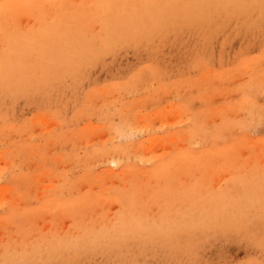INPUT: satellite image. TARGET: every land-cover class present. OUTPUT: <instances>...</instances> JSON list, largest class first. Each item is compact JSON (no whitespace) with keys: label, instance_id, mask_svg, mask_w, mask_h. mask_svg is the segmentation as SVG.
I'll return each instance as SVG.
<instances>
[{"label":"rangeland","instance_id":"374dc122","mask_svg":"<svg viewBox=\"0 0 264 264\" xmlns=\"http://www.w3.org/2000/svg\"><path fill=\"white\" fill-rule=\"evenodd\" d=\"M135 1L0 0V190L19 189L16 207L0 205V264H264V1L218 8L207 21H169ZM90 35L91 48H79ZM181 132L192 154L217 150L215 162L154 179L159 156L175 148L166 139ZM241 138L242 149H225ZM115 145L145 178H100L97 153ZM86 192L100 201L40 208ZM219 192L228 200L212 204ZM119 212L146 214V227L114 233L105 224ZM158 216L170 223L152 227Z\"/></svg>","mask_w":264,"mask_h":264},{"label":"bare ground","instance_id":"6f19581e","mask_svg":"<svg viewBox=\"0 0 264 264\" xmlns=\"http://www.w3.org/2000/svg\"><path fill=\"white\" fill-rule=\"evenodd\" d=\"M264 0H136L135 1V3H137V4H139V6H144V7H147V8H154L155 6L156 7H158V9H159V11H160V13L159 14H161V17H166V19H168L169 21H172V19H176L177 17H180V16H182V15H184V16H186V18H184V19H191L190 17H188V15H193L194 17H193V19H196V20H198V21H207L210 17H211V15L218 9V8H221L222 10H225V9H234V8H241V9H245V8H249V7H252L253 5L252 4H254L255 2H259V3H261V2H263ZM136 4V5H137ZM99 5V4H98ZM135 5V4H134ZM130 6V5H129ZM128 6V7H129ZM125 7V6H124ZM132 7H134V6H132ZM131 7V8H132ZM144 7L142 8V9H144ZM126 8V7H125ZM138 9H141V8H139V7H137ZM134 9V8H133ZM136 9V8H135ZM127 10H128V8H127ZM155 10V9H154ZM220 10V9H219ZM139 11H141V10H139ZM143 11V10H142ZM141 11V12H142ZM230 11V10H229ZM149 12V11H148ZM153 12H155V11H153ZM156 12H157V10H156ZM127 13V12H126ZM137 13H139V12H137ZM128 14V13H127ZM146 14H147V12H146ZM226 15V14H225ZM99 16V15H98ZM157 16V15H156ZM53 18V17H52ZM116 18V17H115ZM159 18V17H158ZM141 19V18H140ZM174 19V20H175ZM50 20H52V19H50ZM102 20V19H101ZM54 21V20H53ZM104 21V20H103ZM148 22V21H147ZM165 23V22H164ZM173 23V22H172ZM187 23H188V21H187ZM55 24V23H54ZM121 24V23H120ZM96 25V24H95ZM103 25H104V23H103ZM134 25H135V22H134ZM169 25V24H168ZM116 25H114V27H115ZM101 27V26H100ZM51 29V28H50ZM49 29V30H50ZM55 29V28H54ZM113 29V28H112ZM117 29V28H116ZM137 29V28H136ZM82 30V29H81ZM95 30V29H94ZM53 31V30H52ZM83 31V30H82ZM88 31V30H87ZM101 31H102V29H101ZM114 31V30H113ZM53 32H55V31H53ZM116 32V31H115ZM143 32V31H142ZM147 32V31H146ZM50 36V35H49ZM89 36V35H88ZM91 37L92 36H94V35H90ZM104 36H105V40H107V37H106V34H104ZM109 36V35H108ZM45 37V36H44ZM51 37V36H50ZM59 37H60V35H59ZM75 37V36H74ZM87 37V36H86ZM120 37V36H119ZM89 38V40L87 41L86 39H88ZM88 38H85V37H82V39L80 40L81 42H80V46H79V48L80 47H85V46H89V48H91V46H92V43H93V40H94V38L92 37L91 39H90V37H88ZM109 38V37H108ZM44 39H46V38H44ZM101 39H103L102 37L100 38V40ZM97 40V39H96ZM45 41V40H44ZM61 41V40H60ZM76 41H78L77 40V38H76ZM95 41V40H94ZM109 41V40H108ZM43 42V41H42ZM62 42V41H61ZM104 42H106V41H103L102 43H104ZM41 44H43V43H41ZM39 45V44H38ZM48 45V44H47ZM76 45V44H75ZM32 46H34V45H32ZM51 46V45H50ZM67 46V45H66ZM72 46V45H71ZM87 47H85V49H87ZM41 48V47H40ZM58 48V47H57ZM68 48H70V46L68 47ZM72 48V47H71ZM73 48H74V45H73ZM50 49H52V48H50ZM32 50H33V48H32ZM31 50V51H32ZM46 50V52H47V49H45ZM82 50V49H81ZM39 51H41V50H39ZM56 51V50H55ZM74 53H76V51L75 50H72ZM98 51V50H97ZM36 52V51H35ZM34 53V52H33ZM51 53V52H50ZM84 53H85V51H84ZM54 54V53H53ZM66 54V53H65ZM92 54V53H91ZM11 55V54H10ZM33 55V54H32ZM16 56H17V54H16ZM24 56V55H23ZM23 56H22V58H23ZM36 56V55H35ZM42 56V55H41ZM18 58H19V56H17ZM11 58H12V56H11ZM16 58V57H15ZM41 58V57H40ZM40 58L38 59V60H40ZM42 59V58H41ZM13 60H14V58H13ZM15 60H17V59H15ZM19 61H20V59H19ZM8 62V61H7ZM9 62H11V61H9ZM77 62V61H76ZM54 63V62H53ZM7 64H10V63H7ZM14 64V63H13ZM73 64V63H72ZM11 65V64H10ZM9 65V66H10ZM15 65V64H14ZM16 65H17V63H16ZM76 66V65H75ZM19 67V65H17V68ZM15 68H16V66H15ZM15 68H12V69H15ZM16 68V69H17ZM20 68V67H19ZM18 68V69H19ZM6 69H7V67H6ZM9 69V68H8ZM17 69V70H18ZM23 68H21V69H19V70H22ZM27 69H28V67H27ZM26 69V70H27ZM1 70V69H0ZM3 71V70H2ZM6 71V70H5ZM12 71V70H11ZM23 71V70H22ZM28 71H29V69H28ZM14 72V71H13ZM17 72V71H16ZM19 72H21V71H18V73H17V75L18 74H20ZM38 72V71H37ZM25 73V72H24ZM31 73V72H30ZM26 74V73H25ZM155 74H157V73H155ZM28 75V74H27ZM80 75V74H79ZM21 77H23V76H21ZM27 77V76H26ZM27 79V78H26ZM25 79V80H26ZM8 85V84H7ZM201 85V84H200ZM32 86V85H31ZM89 114V113H88ZM225 117V116H224ZM226 118V117H225ZM170 121V120H169ZM221 122V121H220ZM119 123V122H118ZM118 125V124H117ZM247 125V124H246ZM249 125V124H248ZM87 126V125H86ZM219 126H220V124H219ZM82 127V126H81ZM97 127V126H96ZM95 127V128H96ZM118 127V126H117ZM195 127V126H194ZM84 128H85V126H84ZM83 128V129H84ZM98 128V127H97ZM100 128V127H99ZM86 129V128H85ZM92 129H93V127H92ZM90 130H91V127H90V129H89V131L88 132H90ZM137 130V129H136ZM148 130V129H147ZM87 131V130H86ZM86 131H84L83 130V132H86ZM196 131V130H195ZM92 132V131H91ZM115 132V134H116V136L117 135H119V137L121 138V137H123L122 139H125V138H127L128 137V140H129V137H131L132 138V132L130 131V130H123V128H121V129H119V130H115L114 131ZM87 133V132H86ZM192 133H193V131H192ZM222 133V132H221ZM84 134V133H83ZM94 134V133H93ZM145 134V133H144ZM189 134V133H188ZM188 134L187 133H185V132H181L180 134H178L177 135V138H179L178 139V142H177V140L176 139H170V138H168V139H166L167 141V143L168 142H170V143H174L175 144V148H170V147H167L166 149H165V151L162 153V155L161 156H159V162H160V160L162 161L161 163H158L157 165V167H156V169H153V172L154 173H151V176L154 178V179H158V178H160V177H162L161 176V174L162 173H167L168 172V175L170 174V170H173V169H175V168H183V167H185V168H189V167H197L198 166V168H200L201 166H203V165H205V164H211V163H214V162H212V160L214 159V157L216 156V153H217V150H213V151H209V152H206L205 151V153L204 154H199V155H197V153H196V155H194V154H192L191 152L193 151H189L190 149H188L187 147H186V145H188V144H186V140L188 139ZM199 134V133H198ZM203 134H208V133H203ZM86 135V134H85ZM137 135V134H136ZM93 136V135H92ZM95 136V135H94ZM97 136V135H96ZM78 137V136H77ZM90 137V136H89ZM105 137V136H104ZM211 137V136H210ZM234 137V136H233ZM97 138V137H96ZM95 138V139H96ZM113 138V137H112ZM137 138V137H136ZM154 138V137H153ZM8 139V138H7ZM94 139V140H95ZM98 139V138H97ZM226 139V138H225ZM90 140V139H89ZM107 140V139H106ZM223 140V139H222ZM84 141V140H83ZM112 141H113V139H112ZM130 141V140H129ZM85 142V141H84ZM89 142V141H88ZM88 142H87V144H88ZM95 142V141H94ZM106 142V141H105ZM126 142H128V141H126ZM244 140H243V138H241L239 141H237V143H235V142H232L230 145L228 144V147L227 148H225V149H228V150H230V149H234V148H239V149H242L241 147H242V145H244ZM90 143V142H89ZM129 144V145H128ZM127 145L128 146H125V147H131L132 146V144H131V141L128 143ZM145 144V143H144ZM242 144V145H241ZM109 145V144H108ZM246 146H247V143L245 144ZM250 145V144H249ZM240 146V147H239ZM251 146V145H250ZM249 146V147H250ZM125 147H121V146H119V145H115V146H110V148L109 149H107V148H105L104 149V147L100 150V151H98V153H97V160L99 161V162H102L104 165H106L105 166V169L103 170V171H101V177L100 178H103V179H107V180H110V179H114V178H116V177H118L119 175H120V177H124V178H126V179H129V178H132V180L135 178V177H137V178H139V177H144V176H146L144 173H146V172H144L143 170H137V171H134V173L132 174V167H130V166H127L128 165V163H125V161L123 160L124 159V157H125V153H124V151H125ZM145 148V147H144ZM207 148H209V147H207ZM146 149H148V148H146ZM203 149V148H202ZM37 150H39V149H37ZM172 150L173 151H175L174 152V154L173 155H170V156H168V157H170V159L169 160H166L167 159V155H168V153L169 152H172ZM259 150V149H258ZM137 151V150H136ZM154 151V150H153ZM201 151H203V150H201ZM219 151H221V150H218V152ZM226 151V150H225ZM259 151H264V146H262L261 147V149L259 150ZM37 152V151H36ZM194 152V151H193ZM197 152V151H196ZM221 152H223V151H221ZM39 154V153H38ZM219 154V153H218ZM256 154V153H255ZM220 155V154H219ZM218 155V156H219ZM35 156V155H34ZM38 156V155H37ZM94 156V155H93ZM157 156V155H156ZM236 156V155H235ZM261 156V155H260ZM227 157V156H226ZM241 157H243V156H241ZM216 158H218V157H216ZM258 158V157H257ZM256 158V159H257ZM261 158V157H260ZM220 159V158H219ZM223 159V158H222ZM144 160V159H143ZM154 160V159H153ZM166 160V161H165ZM215 160V159H214ZM251 160H252V158H251ZM124 161V162H123ZM151 161V160H150ZM218 161V160H217ZM254 161V160H253ZM141 162V161H140ZM151 162H153V161H151ZM224 162V161H223ZM263 162V161H262ZM261 163V162H260ZM123 164V166H124V168L121 166ZM148 164V163H147ZM223 164V163H222ZM246 164V163H245ZM217 165V164H216ZM260 165V164H259ZM6 166V165H5ZM206 166V165H205ZM112 167H114V168H119V167H122V170L118 173V174H116L115 176H113L115 173H113V169H112ZM221 167V166H220ZM212 168V167H211ZM224 169V168H223ZM78 170V169H77ZM132 170V171H131ZM135 170V169H134ZM73 171V170H72ZM183 171V170H182ZM185 171V170H184ZM4 172V171H3ZM10 172H12V170L10 171ZM189 172V171H188ZM191 172V171H190ZM243 173V172H242ZM2 174V173H1ZM251 175V174H250ZM242 176V175H241ZM16 176H14V177H12V179H14ZM150 177V176H149ZM167 177H169V176H167ZM264 177V176H263ZM4 178V177H3ZM97 178V177H96ZM99 178V179H100ZM145 178V177H144ZM232 178V177H231ZM165 179V178H164ZM168 178H166V180H167ZM17 180L19 181V179H16V181L15 182H17ZM26 180V179H25ZM32 179H28L27 181L28 182H32L31 181ZM121 180V179H120ZM168 181V180H167ZM193 181V180H192ZM55 182V181H54ZM145 182V181H144ZM143 182V183H144ZM164 182H165V180H164ZM238 182V181H237ZM22 183H23V181H22ZM34 183V181L31 183V184H33ZM153 183V182H152ZM23 184H25V183H23ZM141 184V183H140ZM140 184L138 185V183H136L135 184V186L138 188V189H140ZM237 184V183H236ZM58 186V185H57ZM106 186V185H105ZM148 186V185H147ZM150 186V185H149ZM127 187V184H125L124 182L122 183V186H121V192L122 191H124V188H126ZM144 186L142 185V188H143ZM151 187V186H150ZM153 187V186H152ZM165 187H167V186H165ZM182 187V186H181ZM190 186H188V188H189ZM49 188V187H48ZM136 188V189H137ZM145 188V187H144ZM143 188V189H144ZM162 188V187H161ZM160 188V189H161ZM168 188V187H167ZM16 189V188H15ZM27 189V188H26ZM137 189V190H138ZM190 189V188H189ZM228 189V188H227ZM17 190H19V189H16V191ZM94 190V189H93ZM130 190V189H129ZM141 190V189H140ZM151 190V189H150ZM167 190V189H166ZM183 190V189H182ZM14 191V194H12V192ZM16 191L15 190H13V188H10V187H6V188H4V189H1L0 190V198H1V200H0V205H1V207L3 206H7V208H14V207H16L17 205H18V200H19V198L17 197L18 196V194L16 193ZM50 191V190H49ZM97 191H98V189H97ZM229 191V190H228ZM92 192V191H91ZM107 192V191H106ZM110 192V191H109ZM108 192V193H109ZM112 192H114V191H112ZM112 192H110V194L112 193ZM146 192V191H145ZM145 192H142V194L143 193H145ZM170 192V191H169ZM168 192V193H169ZM179 192V191H178ZM184 192V191H183ZM87 194H84L81 198H79V199H77V200H73V202L74 203H72L71 204V201L69 202V203H62V202H60L59 200H58V198H54V199H51V200H47V201H45L44 203H43V206H41L40 208H45L46 206H53V207H55V209L57 208L58 209V207L57 206H61V207H63V206H65V208H66V210L69 208V209H76L77 207H78V204H76V203H79V204H81L82 206H93L95 203H97L98 201H100V198H96V197H93V196H91L88 192H86ZM94 193V192H93ZM97 193V192H96ZM140 193H141V191H140ZM153 193H155V192H153ZM165 193L166 192H164V190H160V192L156 195V197H159V199L161 198V200H162V202H164L163 203V205H165V203H166V199L168 198L169 199V196H164L165 195ZM219 193H221V192H219ZM229 193V192H228ZM57 195L56 196H58V193H56ZM101 194V193H100ZM107 194V193H106ZM113 194V193H112ZM116 194V193H115ZM137 194H139V193H137ZM191 194V193H190ZM76 195V194H75ZM74 195V196H75ZM136 195V192H135V190L131 193V194H129L128 193V195H127V200H129L130 201V203H131V205H134L135 204V201H133L132 199L134 198H136L137 196H135ZM144 196V195H143ZM148 196H149V194H148ZM180 196H182V195H180ZM185 196V195H184ZM3 197V198H2ZM51 197V196H50ZM72 197V196H71ZM110 197H111V195H110ZM125 197V196H124ZM41 198V197H40ZM66 198V197H65ZM131 198V199H130ZM152 198H154L153 196H152ZM142 199V198H141ZM175 200V199H174ZM222 200H228L227 198H226V194H218V193H216V194H214V197H213V203L212 204H216V203H218V202H220V201H222ZM129 201H127V202H129ZM145 201V200H144ZM155 201H157V200H155ZM102 202V201H101ZM100 202V203H101ZM76 204V205H75ZM167 204V203H166ZM227 204H228V202H227ZM157 205H158V203H157ZM215 206V205H214ZM225 206H227V205H225ZM60 207V208H61ZM86 207H84V208H86ZM165 207V206H164ZM102 208V207H101ZM219 208H220V206H219ZM83 209V208H82ZM105 209V208H104ZM44 210V209H43ZM47 210V209H46ZM61 210V209H60ZM65 210V209H64ZM65 210V211H66ZM109 210V209H108ZM113 210V209H112ZM162 210H163V208H162ZM181 209H179V211H180ZM218 210V209H217ZM220 210H222V209H220ZM219 210V211H220ZM226 210V209H225ZM58 211V210H57ZM192 211V210H191ZM15 212V211H14ZM52 212V211H51ZM62 212H64V211H62ZM163 212V211H162ZM54 213V212H53ZM101 213V212H100ZM125 213H127V212H125ZM124 212L123 213H121V212H119V213H117V214H115L114 215V217H112V219H111V217H110V220H109V222H108V224L109 225H106L105 224V226L107 227H111V229L110 230H112L114 233L116 232L115 230H117V234H119L118 233V231H123V229L125 230V231H127V228H129V230H135V231H137V230H140L141 228H143V227H146V226H144V224L146 223V214L144 215V216H141V217H139L138 216V219H136L135 217H133L132 218V215H131V217H129V215H127V214H125ZM131 213V212H130ZM160 213V212H159ZM164 213V212H163ZM177 213V212H176ZM222 213V212H221ZM223 213H225V211L223 212ZM222 213V214H223ZM111 214V213H110ZM144 214V213H143ZM179 214H180V212H179ZM206 214V216H208V215H211V217H216V216H213V214L212 213H205ZM215 214H217V213H215ZM226 214V213H225ZM100 215V214H99ZM138 215V214H137ZM178 215V214H177ZM29 216V215H28ZM98 216V215H97ZM110 216V215H109ZM136 216V215H135ZM165 216V215H164ZM169 216H170V214H169ZM180 216V215H179ZM219 216H220V213H219ZM153 217V216H152ZM186 217V216H185ZM185 217H183V219L185 218ZM188 217V216H187ZM218 217V216H217ZM221 217V216H220ZM225 217V216H224ZM178 218V217H177ZM221 218H223V217H221ZM236 218V217H235ZM100 219V218H99ZM182 219V218H181ZM252 219V218H251ZM154 220V219H153ZM188 220H189V218H188ZM218 220H221V219H218ZM231 221V220H230ZM49 222V221H48ZM107 222V221H106ZM186 222V221H185ZM84 223V222H83ZM154 223V222H153ZM168 223H170V222H168L167 221V217H163V216H158L157 217V219H156V225H158L157 227H156V225H153L152 224V227L153 226H155L154 228H158V227H160L161 225L163 226V224H168ZM184 223V222H183ZM187 223V225H188V223H189V221H187L186 222ZM101 224H103L102 223V221H100V220H98V218L97 219H95V220H90L89 221V223L84 227L85 228V232L86 233H88L89 235H94V232H95V229H96V227H97V225L99 226V225H101ZM155 224V223H154ZM173 224V223H172ZM181 224V223H180ZM83 225V224H82ZM146 225V224H145ZM171 225V224H170ZM186 225V226H187ZM216 225V224H215ZM2 226H3V224H2ZM166 226V225H165ZM176 226H177V224H176ZM189 226V225H188ZM103 227H104V225H103ZM105 227V228H106ZM107 227V228H108ZM192 227V226H191ZM190 227V228H191ZM194 227V226H193ZM80 228V227H79ZM102 227H100V229H101ZM189 228V227H188ZM69 229V228H68ZM182 229H184V228H182ZM78 230H80V229H78ZM108 230V229H107ZM128 230V231H129ZM156 230V229H155ZM82 231V230H81ZM104 231V230H103ZM105 232H107V231H105ZM112 232V233H113ZM150 232H151V230H150ZM6 233V232H5ZM75 233H79V232H75ZM82 233V232H81ZM95 233H97V232H95ZM100 233V232H99ZM73 233H70V234H65V235H63V236H61L62 238V240L63 239H67L68 237L69 238H71V235H72ZM102 234V230H101V233H100V235ZM181 234V233H180ZM184 234V233H183ZM103 235H105V233L104 234H102V236ZM130 235V234H129ZM156 235V234H155ZM36 236V235H35ZM59 236V237H60ZM72 236H74V234L72 235ZM48 237V236H47ZM46 237V238H47ZM65 237H67V238H65ZM76 237H78V235H76ZM90 237V236H89ZM163 237V236H162ZM45 238V239H46ZM49 238V237H48ZM47 238V239H48ZM52 238H56V237H53L52 236ZM152 238V237H151ZM169 238H170V236H169ZM173 238V237H172ZM185 238V237H184ZM75 239V238H74ZM86 239H88V237L86 236ZM86 239H84V240H86ZM176 239V238H175ZM180 239V238H179ZM90 240V239H89ZM170 240H171V238H170ZM187 240V239H186ZM92 241H94V240H92ZM140 241V240H139ZM45 242V241H44ZM165 242V241H164ZM10 243V242H9ZM111 243V242H110ZM176 243V242H175ZM174 243V244H175ZM139 244V243H138ZM155 244V243H154ZM45 245V244H44ZM60 245V244H59ZM171 245V244H170ZM178 245V244H177ZM9 246V245H8ZM39 246V245H38ZM143 246V245H142ZM145 246V245H144ZM171 246H173V245H171ZM10 247V246H9ZM128 247V246H127ZM13 248V247H12ZM170 248V247H169ZM179 248V247H178ZM184 248V247H183ZM186 248V247H185ZM16 249V248H15ZM27 249V248H26ZM25 249V250H26ZM36 249V248H35ZM35 249H33V252L35 253L36 251H34ZM98 249V248H97ZM173 249V248H172ZM24 250V251H25ZM29 250H30V248H29ZM96 250V249H95ZM23 251V252H24ZM108 251V250H107ZM29 252V251H28ZM145 252V251H144ZM189 252V251H188ZM31 254H32V252H30ZM39 253H40V251H39ZM95 253V252H94ZM21 254V253H20ZM195 256V255H194ZM119 258V257H118ZM53 262V261H52ZM59 263V262H58ZM108 264V263H107Z\"/></svg>","mask_w":264,"mask_h":264}]
</instances>
